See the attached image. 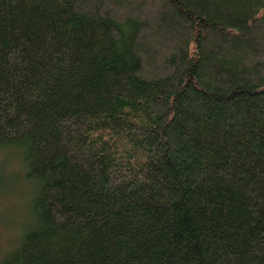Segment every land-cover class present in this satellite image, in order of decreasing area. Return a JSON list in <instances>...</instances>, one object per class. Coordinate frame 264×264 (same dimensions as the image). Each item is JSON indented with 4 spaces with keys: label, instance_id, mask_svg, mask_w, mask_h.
Listing matches in <instances>:
<instances>
[{
    "label": "trees",
    "instance_id": "16d2710c",
    "mask_svg": "<svg viewBox=\"0 0 264 264\" xmlns=\"http://www.w3.org/2000/svg\"><path fill=\"white\" fill-rule=\"evenodd\" d=\"M4 148L0 264H264V0H0Z\"/></svg>",
    "mask_w": 264,
    "mask_h": 264
},
{
    "label": "rangeland",
    "instance_id": "374dc122",
    "mask_svg": "<svg viewBox=\"0 0 264 264\" xmlns=\"http://www.w3.org/2000/svg\"><path fill=\"white\" fill-rule=\"evenodd\" d=\"M22 150L0 149V261L15 247L31 221L30 205L35 187L25 178Z\"/></svg>",
    "mask_w": 264,
    "mask_h": 264
}]
</instances>
